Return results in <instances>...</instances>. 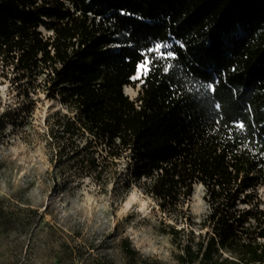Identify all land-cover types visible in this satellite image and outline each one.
<instances>
[{"label": "trees", "instance_id": "obj_1", "mask_svg": "<svg viewBox=\"0 0 264 264\" xmlns=\"http://www.w3.org/2000/svg\"><path fill=\"white\" fill-rule=\"evenodd\" d=\"M157 43L175 59L154 60L132 99L124 87ZM0 59L16 79L45 76L37 85L68 109L60 155L75 149L97 179L126 159V184L143 181L183 216L204 186L205 231L169 224L178 264H264V0H0ZM194 82L215 91L199 95Z\"/></svg>", "mask_w": 264, "mask_h": 264}, {"label": "rangeland", "instance_id": "obj_2", "mask_svg": "<svg viewBox=\"0 0 264 264\" xmlns=\"http://www.w3.org/2000/svg\"><path fill=\"white\" fill-rule=\"evenodd\" d=\"M49 23L39 26L45 37L52 34ZM44 77L16 79L0 59V264H178L169 224L205 231V188L201 199L185 203V216L169 215L143 181L126 184V159L115 175L97 179L72 156L75 149L61 156L56 121L68 109L37 85ZM141 80L124 87L130 98L138 97ZM257 191L264 208V183ZM132 192L136 199L126 205Z\"/></svg>", "mask_w": 264, "mask_h": 264}, {"label": "snow or ice", "instance_id": "obj_3", "mask_svg": "<svg viewBox=\"0 0 264 264\" xmlns=\"http://www.w3.org/2000/svg\"><path fill=\"white\" fill-rule=\"evenodd\" d=\"M122 14H126L123 13ZM171 45L166 44V43H157L155 44L154 47L147 49L144 53H142L143 56V60L141 62L138 63L137 65V74L133 77H131V79L133 80H141V77H146L149 72L152 70V66L154 65V60H161V61H171L175 59V53L171 52V51H163L162 49H168L170 48ZM172 67V65L169 63L164 71L167 72L168 69H170ZM141 82H143L141 80ZM191 90H195L196 93H198L199 95H205L207 93L210 92H214L215 91V87L213 84L208 83V84H199L197 85V83H192V88ZM215 108H219V105H214ZM217 123H219V121H217ZM236 128L239 130H243L245 125L243 122H238L236 125ZM136 196L133 195L131 197V200H135ZM141 211H143V208H141Z\"/></svg>", "mask_w": 264, "mask_h": 264}, {"label": "bare ground", "instance_id": "obj_4", "mask_svg": "<svg viewBox=\"0 0 264 264\" xmlns=\"http://www.w3.org/2000/svg\"><path fill=\"white\" fill-rule=\"evenodd\" d=\"M136 74H137V72H136ZM136 74H135V75H136ZM135 75H134V76H135ZM127 86H129V85H127ZM126 93H127V94H131V91H130L129 87H127V89H126ZM203 189H204V186H203L202 184H200V183L196 184L195 187H194V193H193V196H194V197H197V198H199V199H201V198H202V192H203ZM133 195L136 196V193H133V192H132L131 197H132ZM131 197H130V199L126 202V205H130V204H131V202H132Z\"/></svg>", "mask_w": 264, "mask_h": 264}]
</instances>
